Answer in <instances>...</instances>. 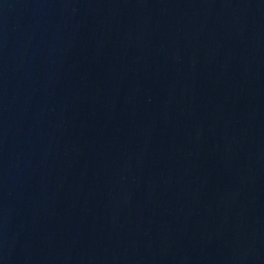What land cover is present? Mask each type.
Returning a JSON list of instances; mask_svg holds the SVG:
<instances>
[{
	"label": "water",
	"instance_id": "obj_1",
	"mask_svg": "<svg viewBox=\"0 0 264 264\" xmlns=\"http://www.w3.org/2000/svg\"><path fill=\"white\" fill-rule=\"evenodd\" d=\"M0 264H264V0H0Z\"/></svg>",
	"mask_w": 264,
	"mask_h": 264
}]
</instances>
